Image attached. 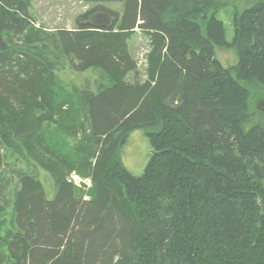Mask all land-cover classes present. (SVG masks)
I'll list each match as a JSON object with an SVG mask.
<instances>
[{
	"label": "trees",
	"instance_id": "obj_1",
	"mask_svg": "<svg viewBox=\"0 0 264 264\" xmlns=\"http://www.w3.org/2000/svg\"><path fill=\"white\" fill-rule=\"evenodd\" d=\"M32 1L0 0V264H264V125L251 112L264 0L233 1L231 41L218 17L231 0H83L96 8L50 32L33 24ZM116 2L122 13L105 6ZM99 11L111 24H91ZM137 31L147 78L132 82ZM90 68L108 82L60 96L57 71ZM136 130L152 147L140 176L122 156ZM72 172L91 180L89 199Z\"/></svg>",
	"mask_w": 264,
	"mask_h": 264
},
{
	"label": "rangeland",
	"instance_id": "obj_2",
	"mask_svg": "<svg viewBox=\"0 0 264 264\" xmlns=\"http://www.w3.org/2000/svg\"><path fill=\"white\" fill-rule=\"evenodd\" d=\"M239 0H231L228 5L222 7L218 11V17L224 21L226 37L229 41L233 39L234 27H233V14L235 11V2ZM255 2V0H240L238 8L244 9L249 7ZM97 3H88L83 0H33L30 7V15L33 24L46 31H55L57 29H75L77 26V18L95 9ZM105 6L112 8L115 11L122 13L123 3H105ZM149 50V41L142 33H137L130 40V53L132 57L137 61L139 74L136 76L134 73L128 75V80L134 82L144 81L147 78L146 74V54ZM215 55L225 66H233L238 61V56L235 48H224L217 46L215 48ZM108 82L102 75L101 70L98 68H90L86 71L79 72L74 69H65L57 71L56 86L55 88L60 92V96H68L70 92L82 89H93L99 82ZM251 112L253 120L257 123L264 125V90H256L251 93ZM57 127V126H56ZM57 130V129H56ZM54 129L51 130L52 138L55 142L60 144L61 151L69 149L68 134L64 130L58 132ZM85 134L79 131L75 140L80 142L86 139ZM69 146V147H68ZM2 154H6L5 150L1 151ZM152 147L149 139L145 136L142 130L134 131L129 137L127 143L123 147V160L129 171L134 175L140 176L151 156ZM15 155H8L7 168H13L16 172L17 169H24L25 163L22 159L16 160ZM16 164V165H14ZM33 169L34 167L31 166ZM69 180H72L82 190V194L85 199H89L92 196L91 180L83 178L76 172H72L69 175ZM75 178V179H74ZM46 183L49 182L45 179ZM44 182V181H43ZM44 184V183H43ZM47 190V184H44ZM13 190V184L8 188L6 196L9 197ZM52 189L48 192V197L53 198L51 194ZM9 217V216H6Z\"/></svg>",
	"mask_w": 264,
	"mask_h": 264
},
{
	"label": "water",
	"instance_id": "obj_3",
	"mask_svg": "<svg viewBox=\"0 0 264 264\" xmlns=\"http://www.w3.org/2000/svg\"><path fill=\"white\" fill-rule=\"evenodd\" d=\"M113 20V16L105 11H99L96 12L92 17L90 18V22L95 27H104L111 24Z\"/></svg>",
	"mask_w": 264,
	"mask_h": 264
},
{
	"label": "bare ground",
	"instance_id": "obj_4",
	"mask_svg": "<svg viewBox=\"0 0 264 264\" xmlns=\"http://www.w3.org/2000/svg\"><path fill=\"white\" fill-rule=\"evenodd\" d=\"M75 179V178H74Z\"/></svg>",
	"mask_w": 264,
	"mask_h": 264
}]
</instances>
